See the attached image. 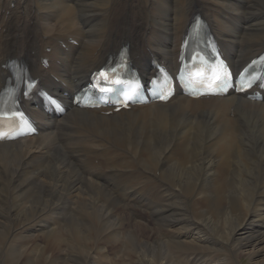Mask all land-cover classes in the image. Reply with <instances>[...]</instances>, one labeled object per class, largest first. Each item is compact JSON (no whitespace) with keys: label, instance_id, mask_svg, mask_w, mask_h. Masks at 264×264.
<instances>
[{"label":"bare ground","instance_id":"obj_1","mask_svg":"<svg viewBox=\"0 0 264 264\" xmlns=\"http://www.w3.org/2000/svg\"><path fill=\"white\" fill-rule=\"evenodd\" d=\"M197 13L235 69L264 49V0H0V90L9 76L3 66L25 59L42 87L68 102L124 43L142 75H153L154 61L176 71L183 37ZM37 105L34 98L25 108L38 121L39 135L0 143L1 261L95 264L91 247L121 241L116 227L121 221L100 219L102 211L112 215L114 202L105 183L117 169L107 157L102 163V157L87 158L104 154L102 143L113 140L123 153L134 149L133 161L141 152L148 163L143 175L157 183L156 204L143 203L140 187L128 184L126 205L149 211L156 226L170 228L163 230L168 242L134 241L140 264H173L171 249L189 252L191 264H240L247 248L248 256L264 264V100L177 95L166 104L108 115L72 108L58 119L36 110ZM224 143L230 145L226 167L213 175L214 151ZM126 160L130 164V157ZM188 188L194 201L190 217L178 205ZM78 205V217L89 219L90 227L71 219ZM62 219L70 239L54 228ZM38 236L48 240V248L39 256L38 247L23 253L22 243ZM61 247L72 248L69 258L54 257ZM220 252L226 259L216 258Z\"/></svg>","mask_w":264,"mask_h":264},{"label":"rangeland","instance_id":"obj_2","mask_svg":"<svg viewBox=\"0 0 264 264\" xmlns=\"http://www.w3.org/2000/svg\"><path fill=\"white\" fill-rule=\"evenodd\" d=\"M105 142H107V143L106 144L102 143V144L105 145L104 148L106 150L105 152L102 151L104 154H99V153L94 154L92 152L93 157H87V156L86 157L88 159L101 158L102 157L101 158V163L107 157V158H109V162H111V164L114 166V168L117 169L116 174L112 175L110 177L111 181L110 182L106 181V183H105L106 186L108 187V189L106 191L107 192L109 191L108 193H109V195H111V197L113 198L112 201L114 202V206L112 207V215L108 214L107 213L108 211H106V212L102 211L101 212L102 215H101L100 219L104 223H109L111 221L110 220L111 218L112 219L115 218L117 221H121L120 222L121 226H119V225L116 226V227H118V231H117L118 232V236H119L118 239H120L121 241H118V243H115L114 245L111 246V244H109V240H106L105 242L103 240L102 242H100L101 244H96L94 247H91V248H93L92 262H94L95 264H140L138 262L139 261V257L137 256V253H135V249L133 250V248H135V245H136L134 241L137 242V245H138L139 241L143 242V243H146V244H153L154 242H156L158 240H162L164 242H168L167 238H166L167 234H166L165 231L170 232V228H163L162 231H160V232L157 231V232L153 233L154 238H152L151 235H150V230H151V228H153L152 226H154V224L157 225V222L155 223V221H153L151 219L153 222H151L150 225H148L146 222H142V221H140V222H136V221L131 222L130 221V214H129L130 212L128 210H126L125 207H124V204L118 198L115 197V195H116L115 187H117L119 185L120 181L121 182L125 181L126 178H124V177L126 176V172L129 175L130 172L133 171V174H132L133 177L137 178V181H139V178L142 176V171L146 170L148 168L147 165H146L148 163L145 162V160H144L145 156L141 152L137 156L136 161H133L134 157H132L131 154H132V151L134 149H132V151L130 153H127V152L123 153V151H120L118 149L117 145L113 144L110 140H106ZM96 147H98V145H96ZM139 148H141V146ZM229 149H230L229 143H224L221 146H219L218 149H216L214 151V156H213V160H214L213 175H220L222 173V171L224 170V168L226 167V164L224 163V158H228L229 157ZM128 157H130V161H129L130 164H127V160L126 159ZM157 158H158V156H156V159ZM169 160L172 161L171 159H169ZM94 163L98 164L99 160L95 159ZM76 169L78 171L82 170V168H80V167L79 168L77 167ZM115 182H116V184H115ZM127 182H128V180H127ZM110 185H111V187H110ZM188 189H185L183 191V193H184L183 197H185V199L183 201H180V203H178V205L180 207H182V209H183L182 212L185 214L186 217H190L187 214V212H188V210H190L193 207V202H194L191 199V196H193L192 190L190 188H188ZM147 190H149V188ZM89 192L96 193L97 189L93 188V187H90L89 188ZM123 198L126 199V191L123 194ZM141 199H144V198H141ZM155 199H156L155 196L152 197V201L149 204H153V205L156 204L155 203L156 202ZM103 202H104V200H103ZM110 204L112 205V202H110L109 205ZM126 206H127V208L132 209V210L140 209L139 207L132 208L129 205H126ZM78 207L76 208V210L71 212V214H72V218L71 219H74L75 221L78 220V218H79L78 216H80L79 214H81L80 210H81L82 205H78ZM147 213H148V215L150 217V212L147 211ZM140 214L143 215L144 217H146L145 213H143V214L140 213ZM1 220H4V219H1ZM81 220H82V222H81ZM84 221H85V223H84ZM79 223H84V225H86L87 227L88 226L90 227V225H91V223L89 222V219H87V218H85V219H80L79 218ZM58 225H59V229H58ZM62 225H64V226H62ZM144 226H145L146 229L144 228ZM54 228H55L57 233H58L57 230H59L60 233H62L61 237L63 239L72 238L71 235H70L69 228L67 227V223H64L63 219L60 221L59 224H55ZM163 230H165V231H163ZM113 231L114 230H112V232ZM84 234L87 235L86 232ZM73 238H75V237H73ZM129 239L132 240V241H130ZM19 241L20 240H18V242ZM46 241H48V240L42 238V236L41 237L38 236V239L35 242H34V240H32V241H24V243H22V245L24 244L25 246L22 247V251H23V253L24 252L26 253L27 250L31 251V250H33L34 247H38V249H40V250H38L39 252L37 253V256H39V254H41L42 250L46 246L48 248V245H47ZM33 244H34V246H33ZM53 245H55V244H53ZM0 247H1V245H0ZM61 248H62L61 250H63V251L65 250V251L64 252L62 251L61 253H60V251L56 252V255L54 257H56V259H58V260L59 259L63 260V258L64 259L65 258H69V256L72 254V253H70L72 251V248H69V247H61ZM259 249H261V247H259ZM248 250L250 251L249 248L243 250L244 254H243V256L241 258V261L239 263L240 264H260L259 263L260 259L257 260V259H253L250 256H248V253H249ZM179 251H180V249H171V251H170V256H171L173 264H174V259H177L180 262L182 261V259H185V260L187 259V261H191L192 257H191V254L189 252H179ZM49 253H50V250L48 249V253L47 254H49ZM53 253H55V251H53ZM50 256H48V257L50 258ZM170 256L169 255H165V257L167 259H170ZM226 257H227V255L225 254V252H220V255L217 256L216 258L219 259V260H224V259H226ZM67 260H69V261H67V264H72L70 259H67ZM0 264H6V263H4V261L0 260ZM10 264H11V262H10Z\"/></svg>","mask_w":264,"mask_h":264},{"label":"snow or ice","instance_id":"obj_3","mask_svg":"<svg viewBox=\"0 0 264 264\" xmlns=\"http://www.w3.org/2000/svg\"><path fill=\"white\" fill-rule=\"evenodd\" d=\"M100 76H101V77H105V73H101Z\"/></svg>","mask_w":264,"mask_h":264}]
</instances>
